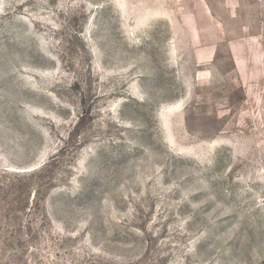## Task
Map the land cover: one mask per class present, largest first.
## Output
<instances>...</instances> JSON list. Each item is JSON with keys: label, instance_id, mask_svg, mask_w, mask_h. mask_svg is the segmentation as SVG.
<instances>
[{"label": "rangeland", "instance_id": "obj_1", "mask_svg": "<svg viewBox=\"0 0 264 264\" xmlns=\"http://www.w3.org/2000/svg\"><path fill=\"white\" fill-rule=\"evenodd\" d=\"M0 264H264V0H0Z\"/></svg>", "mask_w": 264, "mask_h": 264}]
</instances>
